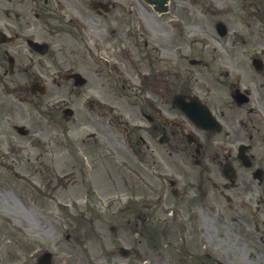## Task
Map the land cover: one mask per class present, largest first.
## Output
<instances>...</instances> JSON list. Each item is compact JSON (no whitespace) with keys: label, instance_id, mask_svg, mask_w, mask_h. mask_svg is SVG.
Returning a JSON list of instances; mask_svg holds the SVG:
<instances>
[{"label":"rangeland","instance_id":"1","mask_svg":"<svg viewBox=\"0 0 264 264\" xmlns=\"http://www.w3.org/2000/svg\"><path fill=\"white\" fill-rule=\"evenodd\" d=\"M242 6L236 0L171 2L168 14L156 15L144 9L140 17L148 26L140 30L135 22V17H138L135 10L128 12V15L120 11L119 14H124L125 24L121 17L108 20V27L115 31L111 35L109 32L102 34V43L106 44L104 55L122 66V70L131 78L130 83L134 81L136 87H144L140 96L119 76L117 68L112 66L109 69L103 62L97 63L96 58L78 43L79 36L74 41L70 36L64 37L67 49L57 53L54 60L60 62L58 66L65 71L70 67L79 70L85 75V84L74 86L72 82L65 81L55 85L47 80V93L37 101L38 105L34 100L22 97L20 109L15 108L13 99L0 95V104L6 106L2 107L5 111L0 113L1 141L9 135L16 137L9 142L21 140V136L12 130L11 123L28 128V133L22 135V152L12 149L9 158L0 160V254L12 253L9 258H0V264H17L22 260L21 252L35 247L36 238L50 239L53 235H60L61 229L74 238V264H83L82 252L95 264L96 257L105 254L107 247H128L137 237L141 239L136 243L140 251L147 248L143 242L150 245L151 253L148 255L145 251V256L149 258L146 260L155 264H217L211 260L208 263L204 260L195 263L184 254L189 250L195 253L200 247L199 236L203 235L199 233L195 220L191 221V225L184 224L181 220L186 217L179 218L166 207L182 199L169 195V199L160 200L156 207L144 206L157 201V192L144 183L157 184V180L149 175L147 151L150 147L146 142L162 144L160 132L150 136L147 131L148 125H151V109L146 106L144 94L146 88L155 97L166 92L163 86L153 88L155 84H149V80L164 78L170 80V95L182 87L187 89V86L200 90L201 80H227L224 79L229 77L223 74L225 70L230 76L239 72L247 80H264L255 77L251 68L238 61L244 58L240 51L253 53L255 46L260 44L264 48V39L258 34L264 30V0H252L251 5H246L257 13L249 15V20L244 17L242 21H233L236 29L245 31L241 45L237 40L230 45V53H227L217 39L214 27L217 17L224 18V21L231 20ZM219 9L221 12L217 14ZM174 13L181 15V23L171 21V30L166 19L170 16L174 18ZM237 19H242L239 13ZM126 27L130 29L129 32L124 30ZM92 33H96L95 30ZM185 36L187 42H184ZM217 41L220 48L214 50L208 47L210 44L213 46V42L216 45ZM181 43V47L176 45ZM192 58L202 61L192 63ZM219 65L229 69H220ZM143 72L154 73L157 79L141 78L139 74ZM25 82L22 80V86ZM89 95L102 100L105 105L90 106L85 101ZM64 99L75 109L68 119L59 112L63 103L60 100ZM110 106L114 107L113 112H108ZM89 132L97 136L96 141L87 138ZM141 137L144 140L146 137L147 141L143 142ZM127 140L132 141L134 146L130 148ZM175 142L172 136L170 145ZM161 146L166 149L168 144ZM132 149L137 151V156H134ZM156 155L162 161L169 158V161L176 163V167L171 166L170 171H180L179 150L173 151L171 156L159 155L158 151ZM142 156L144 161L140 160ZM160 165L162 167L163 164ZM131 167L138 169L139 176L131 173ZM89 193L104 196L101 201L105 202L106 209L99 207V200L88 196ZM210 197L221 204L220 196V199L213 194ZM87 198L89 201H86ZM91 199V205L86 208ZM191 200L189 198L188 201ZM218 208L219 214L210 219L213 223L207 234L219 247L222 259L226 257L231 261L228 263L244 264L247 249L254 248L256 242H260L261 233H255L251 213ZM186 210L188 214V208ZM81 211H84V217ZM234 216L239 218L241 224ZM4 218L13 224L5 222ZM166 237L171 245H168ZM258 248L260 256L252 260L264 264V246ZM174 252H177L176 255ZM110 257L107 261L113 264L118 262L119 256ZM144 258H137L134 262L143 264Z\"/></svg>","mask_w":264,"mask_h":264},{"label":"flooded vegetation","instance_id":"2","mask_svg":"<svg viewBox=\"0 0 264 264\" xmlns=\"http://www.w3.org/2000/svg\"><path fill=\"white\" fill-rule=\"evenodd\" d=\"M135 1L0 0V95L13 99L16 102L15 108L20 109L22 80L65 78V75L60 74V62L54 60L57 53L67 49L64 37L70 36L74 41L79 36L78 43L90 53L103 52L106 44L102 43V34L108 30L107 21L120 17L123 21L124 11L119 14L120 11L123 8L129 10L127 5L131 8ZM152 9L149 8L153 12ZM125 15H128L127 11ZM240 15L244 17V14ZM73 16L77 18L72 19ZM93 30L96 33H92ZM110 30L114 31V28ZM240 36L245 39L243 35ZM220 42L229 49L227 39ZM240 53L244 58L238 61L247 67L246 51ZM152 83L155 84L153 88L163 86L166 92L160 93L158 97L147 92L145 102L147 108L149 106L151 109L148 133L154 136L160 132V142L168 144V154L171 155V149L179 150L181 163L178 165L184 181L193 191V199L202 195L207 200L209 187L221 196H225L226 192L236 196L248 195L245 208L254 213L255 230L261 229V237L260 242L254 245L255 253H248L246 264H258L252 258H259L258 247L264 246V222L260 220L264 214V80H201L202 89H196L195 93L188 86L176 92L186 101L187 97H194L198 103L199 99L205 103L208 101L206 104L214 114L218 127L206 131L196 126L194 131L182 120H177L176 125L172 124L170 115L180 112L171 105L175 93L170 95V80H152ZM2 107L6 106L0 104V113L5 111ZM172 136L176 142L170 145ZM155 147L156 144L152 143L153 152ZM160 163L157 161V168L165 172L169 162L167 165L161 163L162 167ZM256 169H263V181L257 182L259 192H254L246 180ZM218 176L221 182L216 183ZM184 195L187 196L186 191ZM73 240L71 236L54 235L50 239H40L39 251L43 252V246L49 251L41 253L42 258L39 257L37 261H29L26 251L21 252L22 264H74ZM140 240L138 237L133 239V245L125 247L127 252H122L119 246L107 247L105 254L96 257L95 264H113L107 261L110 256H119L115 264H136L134 260L144 257V262L151 261L146 260L149 258L145 256V251L148 255L151 251L150 245L142 241L147 248L140 251L136 245ZM20 245L22 247V243ZM194 254L201 259L195 257L192 262H203L198 252ZM81 255L84 258L83 264H92L86 253L82 252ZM11 256V252L0 254V258Z\"/></svg>","mask_w":264,"mask_h":264}]
</instances>
